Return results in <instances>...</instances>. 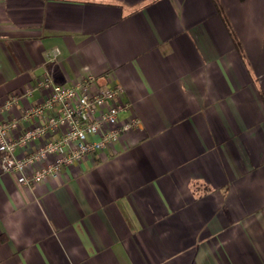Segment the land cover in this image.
Instances as JSON below:
<instances>
[{"label":"crops","instance_id":"crops-1","mask_svg":"<svg viewBox=\"0 0 264 264\" xmlns=\"http://www.w3.org/2000/svg\"><path fill=\"white\" fill-rule=\"evenodd\" d=\"M46 73L138 123L57 178L0 169V264H264V0H0V102Z\"/></svg>","mask_w":264,"mask_h":264},{"label":"built area","instance_id":"built-area-1","mask_svg":"<svg viewBox=\"0 0 264 264\" xmlns=\"http://www.w3.org/2000/svg\"><path fill=\"white\" fill-rule=\"evenodd\" d=\"M34 89L44 90L45 95L25 108L21 118L29 124L14 135L19 118L4 119L2 113ZM126 110L131 112L119 84L101 83L92 73L56 83L46 73L26 92L0 102V169L16 172L18 182L26 186L57 178L63 167L104 151L137 125L133 112L120 118Z\"/></svg>","mask_w":264,"mask_h":264}]
</instances>
